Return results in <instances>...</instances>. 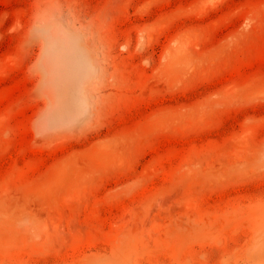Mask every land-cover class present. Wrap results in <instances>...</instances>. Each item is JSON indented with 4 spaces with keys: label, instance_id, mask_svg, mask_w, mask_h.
I'll return each mask as SVG.
<instances>
[{
    "label": "rangeland",
    "instance_id": "obj_1",
    "mask_svg": "<svg viewBox=\"0 0 264 264\" xmlns=\"http://www.w3.org/2000/svg\"><path fill=\"white\" fill-rule=\"evenodd\" d=\"M0 264H264V0H0Z\"/></svg>",
    "mask_w": 264,
    "mask_h": 264
}]
</instances>
